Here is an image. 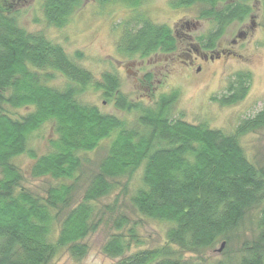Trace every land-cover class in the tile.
Returning <instances> with one entry per match:
<instances>
[{
    "label": "trees",
    "instance_id": "trees-1",
    "mask_svg": "<svg viewBox=\"0 0 264 264\" xmlns=\"http://www.w3.org/2000/svg\"><path fill=\"white\" fill-rule=\"evenodd\" d=\"M117 1L136 7L143 0ZM233 1L172 0V5L206 6L200 15L213 20L215 28L203 38L202 47L213 51L225 29L251 13L243 0ZM220 3L228 5L221 10ZM81 5L82 0H44V23L60 28ZM5 6L0 4V264H51L64 252L76 260L85 257V240L101 225L95 221V203L111 194L117 179L140 169L141 186L132 198L133 207L140 215L172 227L162 248L136 253L122 234L113 235L103 251L121 258L117 264H225L193 262L185 256L207 252L220 239L228 241L247 213L259 208L256 239L244 245L239 264H264V171L251 164L239 143L241 135L264 129V111L243 121L235 135H227L206 125L170 119L167 103L157 110L131 104L119 92V78L105 75L97 84L104 96H115L119 110L139 114L138 128L131 130L97 107L81 104L76 96L94 83L93 75L44 32H26ZM176 43L168 26L144 20L135 30L130 24L123 30L120 51L143 57L172 54ZM57 76L67 82L62 90L50 86ZM236 77L222 104L235 105L247 95L250 78L247 74ZM8 89L11 94L6 99ZM5 103L32 112L13 119L3 113ZM49 123L54 138L49 140V152L38 156L28 142ZM112 132L115 137L106 156L89 180L82 201L74 204L76 186L70 182L82 170L80 154L96 150ZM24 155L34 162L29 172L32 178L59 183L44 195L23 187L14 160ZM126 222L121 218L117 229Z\"/></svg>",
    "mask_w": 264,
    "mask_h": 264
},
{
    "label": "rangeland",
    "instance_id": "rangeland-1",
    "mask_svg": "<svg viewBox=\"0 0 264 264\" xmlns=\"http://www.w3.org/2000/svg\"><path fill=\"white\" fill-rule=\"evenodd\" d=\"M262 1L243 0L242 3L251 8L250 15L229 25L213 51L202 47L203 38H207L215 28L213 20L200 15L206 8L203 4L174 8L172 0H143L136 7H130L117 0H82L81 7L60 28L47 27L44 23V0H0V4H6L5 8L15 13L26 32H44L50 42L62 46L82 70L93 75L94 83L83 88L76 96L81 104L97 107L101 114L117 118L131 130L138 128L139 114L119 110L115 96H104L103 89L97 86L105 75H112L119 78V92L131 104L157 110L167 103V116L170 119L206 125L212 130L235 135L243 121L264 111ZM227 5L220 3L218 9L222 10ZM144 20L171 29L177 42L174 53L167 55L157 52L144 57L141 54L126 56L121 53L123 30L129 24L135 30ZM239 74H247L250 78L247 95L235 105L222 104L221 99L229 93V87ZM66 85L61 76L50 83V86L60 90ZM10 94L11 90H6L5 98L8 99ZM2 111L13 119L32 112L27 108L13 109L7 103L2 106ZM114 137L115 132H112L96 150L80 154L82 170L76 180L70 182L76 186L74 204L82 201L89 180L106 156ZM51 138H54V133L49 123L30 137L28 147L38 156L47 154ZM239 143L251 164L264 171V129L241 135ZM33 163L27 155L14 160V165L23 176V187L44 195L47 188L59 182L50 178H32L29 172ZM142 171L140 169L117 179L111 194L95 203L98 207L95 221H100L101 225L85 240L87 255L76 260L64 252L51 264H117L121 258L111 257L103 251L104 245L115 234H122L131 242L135 253L160 249L167 244V232L172 225L146 218L133 207L132 198L141 186ZM259 213L260 208L247 213L228 241L226 238L220 239L213 249L193 257L186 255L185 259L239 264L244 245L256 239ZM121 218L127 222L118 230L116 223ZM223 245V251L219 252ZM179 254L177 251L176 255Z\"/></svg>",
    "mask_w": 264,
    "mask_h": 264
},
{
    "label": "water",
    "instance_id": "water-1",
    "mask_svg": "<svg viewBox=\"0 0 264 264\" xmlns=\"http://www.w3.org/2000/svg\"><path fill=\"white\" fill-rule=\"evenodd\" d=\"M224 246L221 247V249L219 250V252H221L223 250Z\"/></svg>",
    "mask_w": 264,
    "mask_h": 264
},
{
    "label": "flooded vegetation",
    "instance_id": "flooded-vegetation-1",
    "mask_svg": "<svg viewBox=\"0 0 264 264\" xmlns=\"http://www.w3.org/2000/svg\"><path fill=\"white\" fill-rule=\"evenodd\" d=\"M175 37V36H174ZM176 39V38H175ZM157 53V52H156ZM167 55H170V54H167ZM205 59H207V57L206 56H203Z\"/></svg>",
    "mask_w": 264,
    "mask_h": 264
}]
</instances>
